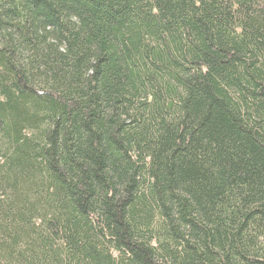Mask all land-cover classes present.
<instances>
[{
	"label": "trees",
	"instance_id": "1",
	"mask_svg": "<svg viewBox=\"0 0 264 264\" xmlns=\"http://www.w3.org/2000/svg\"><path fill=\"white\" fill-rule=\"evenodd\" d=\"M0 264H264V0H0Z\"/></svg>",
	"mask_w": 264,
	"mask_h": 264
}]
</instances>
